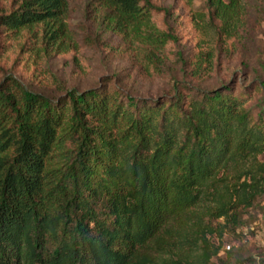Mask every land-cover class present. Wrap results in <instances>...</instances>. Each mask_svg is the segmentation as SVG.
<instances>
[{
	"label": "trees",
	"instance_id": "trees-1",
	"mask_svg": "<svg viewBox=\"0 0 264 264\" xmlns=\"http://www.w3.org/2000/svg\"><path fill=\"white\" fill-rule=\"evenodd\" d=\"M180 1L192 10V0ZM226 1L205 0L221 19L216 28L227 25L239 3ZM90 5L111 31L135 33L151 45L176 40L152 24L157 16L178 17L159 0ZM67 8L68 0H0V47L13 45L20 59L29 46L33 60L63 52L71 41ZM249 94H234L231 84L201 90L181 83L153 99L107 86L50 98L2 76L0 264H183L149 251L163 239L158 233L169 214L162 174L171 171L180 194L174 198L189 202L190 187L233 158L235 133L238 147L261 151L264 103L254 113L244 105ZM252 198L246 195V204ZM221 215L240 224L236 211ZM235 264H264V253Z\"/></svg>",
	"mask_w": 264,
	"mask_h": 264
},
{
	"label": "rangeland",
	"instance_id": "rangeland-1",
	"mask_svg": "<svg viewBox=\"0 0 264 264\" xmlns=\"http://www.w3.org/2000/svg\"><path fill=\"white\" fill-rule=\"evenodd\" d=\"M90 1L68 0L66 23L71 41L63 52L39 53L33 60L27 56L34 55L29 46L20 59L13 45L0 47V79L11 76L24 88L50 98L70 89L107 86L153 99L170 94L181 83L201 90L231 84L234 94L250 91L244 105L252 106L254 113L264 103V0H239L223 29L219 14L211 13L205 0H192V10L181 7L180 0H159L162 6L174 8L178 17L174 12L166 18L157 16L152 24L176 40L153 45L135 33L111 31L89 6ZM196 63L201 64L198 73L193 71ZM238 140L235 133L234 156L224 167L190 187L192 201L174 198L180 194L171 182V171L162 174L169 214L158 233L163 239L158 244L151 242L153 256L183 264H219L226 259L235 264L236 258L264 253V142L256 144L259 151L249 145L238 147ZM250 194L254 198L248 205L245 198ZM223 210L236 211L240 224L219 216Z\"/></svg>",
	"mask_w": 264,
	"mask_h": 264
}]
</instances>
